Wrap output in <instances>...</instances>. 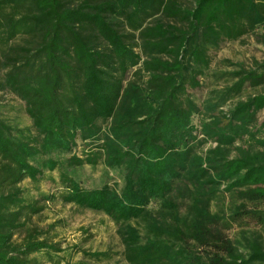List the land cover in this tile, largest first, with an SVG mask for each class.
Segmentation results:
<instances>
[{
	"label": "trees",
	"instance_id": "trees-1",
	"mask_svg": "<svg viewBox=\"0 0 264 264\" xmlns=\"http://www.w3.org/2000/svg\"><path fill=\"white\" fill-rule=\"evenodd\" d=\"M259 28L264 0H0V94L32 123L0 117V264L63 252L34 230L13 240L24 210L41 211L18 185L55 171L65 203L116 225L126 264H264L263 235L245 229L264 228V92L244 96L264 61L196 95L209 52ZM77 140L84 157L63 158ZM100 162L121 184L83 186L77 169Z\"/></svg>",
	"mask_w": 264,
	"mask_h": 264
},
{
	"label": "rangeland",
	"instance_id": "rangeland-1",
	"mask_svg": "<svg viewBox=\"0 0 264 264\" xmlns=\"http://www.w3.org/2000/svg\"><path fill=\"white\" fill-rule=\"evenodd\" d=\"M264 28L242 37L237 41H223L217 48L210 52V67L204 77L201 78L204 88L196 92L197 98L203 99L208 89L214 84V73L219 71H232L236 66L250 68L254 62L264 61V42L262 40ZM21 43L15 40L12 44ZM2 45L0 44V59ZM264 92V86L255 90H249L244 94H259ZM244 97V98H245ZM0 117L7 122L18 125L20 128H31L32 123L25 111V104L17 96L9 92L0 94ZM260 120H264V110L259 113ZM88 149L81 140H77L72 152L64 154L63 158L72 155L84 157ZM77 176L87 188L101 186L105 181L110 184L119 183V176L110 172L106 175L103 164L96 167L85 165L77 169ZM22 190L21 198L27 204L41 208L39 213L24 210L22 222L24 226L15 231L13 240L21 243L30 231H36L38 240H45L49 244H59L63 252L49 255L46 253L36 254L31 257L32 264H126L123 258V245L117 233L116 225L107 215L101 212L83 210L71 203H65L62 199L67 192L66 184L59 171L45 172L43 176L32 181L27 178L18 185ZM231 199L226 196L222 204L213 205L229 206ZM250 232L263 235L264 228L252 224L245 227ZM241 228H232L228 231L231 238H238ZM82 248L91 252H108L109 260L94 261L84 256L75 248Z\"/></svg>",
	"mask_w": 264,
	"mask_h": 264
}]
</instances>
